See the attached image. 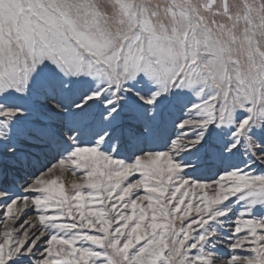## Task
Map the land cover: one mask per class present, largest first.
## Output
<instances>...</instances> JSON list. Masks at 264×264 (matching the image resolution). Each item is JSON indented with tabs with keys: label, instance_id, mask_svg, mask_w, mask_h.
Listing matches in <instances>:
<instances>
[{
	"label": "snow or ice",
	"instance_id": "snow-or-ice-1",
	"mask_svg": "<svg viewBox=\"0 0 264 264\" xmlns=\"http://www.w3.org/2000/svg\"><path fill=\"white\" fill-rule=\"evenodd\" d=\"M0 264H264V0H0Z\"/></svg>",
	"mask_w": 264,
	"mask_h": 264
},
{
	"label": "rangeland",
	"instance_id": "rangeland-1",
	"mask_svg": "<svg viewBox=\"0 0 264 264\" xmlns=\"http://www.w3.org/2000/svg\"><path fill=\"white\" fill-rule=\"evenodd\" d=\"M52 163L54 164L55 160H53ZM63 179H64V182L66 183V185H70L71 181L75 178L72 177L70 173H65V175L63 176ZM133 179H134V177H133ZM242 254H247V253H242Z\"/></svg>",
	"mask_w": 264,
	"mask_h": 264
}]
</instances>
